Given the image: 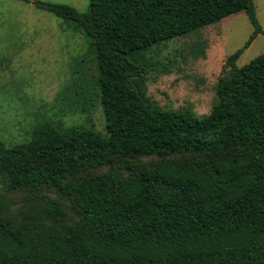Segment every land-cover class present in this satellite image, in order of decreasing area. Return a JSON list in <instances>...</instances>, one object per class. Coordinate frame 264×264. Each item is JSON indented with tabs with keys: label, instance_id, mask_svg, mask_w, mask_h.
Here are the masks:
<instances>
[{
	"label": "trees",
	"instance_id": "16d2710c",
	"mask_svg": "<svg viewBox=\"0 0 264 264\" xmlns=\"http://www.w3.org/2000/svg\"><path fill=\"white\" fill-rule=\"evenodd\" d=\"M34 4L86 35L106 132L45 122L0 144L4 188L28 192L15 212L0 198V264H264V53L236 65L264 34L254 1ZM239 11L253 31L226 58L210 111L152 102L143 52Z\"/></svg>",
	"mask_w": 264,
	"mask_h": 264
},
{
	"label": "rangeland",
	"instance_id": "374dc122",
	"mask_svg": "<svg viewBox=\"0 0 264 264\" xmlns=\"http://www.w3.org/2000/svg\"><path fill=\"white\" fill-rule=\"evenodd\" d=\"M35 1L65 3L79 11L89 0H0V144L30 137L38 124L61 129L78 126L105 133V118L92 84L95 53L76 23L37 8ZM264 29V0H253ZM253 31L239 11L218 22L173 37L143 52L145 90L162 109H191L206 114L216 101V82L226 58L242 47ZM264 53L258 34L236 61L241 67ZM70 222L76 219L70 201L54 190ZM25 189L7 190L0 179V198L15 212L27 203Z\"/></svg>",
	"mask_w": 264,
	"mask_h": 264
}]
</instances>
